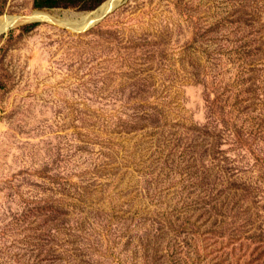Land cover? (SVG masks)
<instances>
[{
	"label": "rangeland",
	"instance_id": "1",
	"mask_svg": "<svg viewBox=\"0 0 264 264\" xmlns=\"http://www.w3.org/2000/svg\"><path fill=\"white\" fill-rule=\"evenodd\" d=\"M104 1L0 0V264H264V0Z\"/></svg>",
	"mask_w": 264,
	"mask_h": 264
},
{
	"label": "water",
	"instance_id": "2",
	"mask_svg": "<svg viewBox=\"0 0 264 264\" xmlns=\"http://www.w3.org/2000/svg\"><path fill=\"white\" fill-rule=\"evenodd\" d=\"M117 0H114L111 8L108 11H104L101 13H96L98 11V9L101 7L100 4L99 6H97L96 8H94L93 10H90L89 12H93L94 15L90 16H83L81 17L80 15H83L84 13H86V11H78V10H71L69 12L68 15H66L65 17H67V19L64 21L65 23H67L70 27L76 29V30H85L87 27H89L91 24L101 20L103 18V16L105 17V15L114 7V5L117 3ZM10 20L11 21H15L16 18L13 16H10ZM2 25V19L0 16V35L6 31L5 29L1 28Z\"/></svg>",
	"mask_w": 264,
	"mask_h": 264
},
{
	"label": "trees",
	"instance_id": "3",
	"mask_svg": "<svg viewBox=\"0 0 264 264\" xmlns=\"http://www.w3.org/2000/svg\"><path fill=\"white\" fill-rule=\"evenodd\" d=\"M100 0H34L36 7L77 6L81 8L93 7Z\"/></svg>",
	"mask_w": 264,
	"mask_h": 264
},
{
	"label": "bare ground",
	"instance_id": "4",
	"mask_svg": "<svg viewBox=\"0 0 264 264\" xmlns=\"http://www.w3.org/2000/svg\"><path fill=\"white\" fill-rule=\"evenodd\" d=\"M113 1L114 0H106V1H104L103 4L101 5V7L98 9V11L96 13H101V12H104V11H108L111 8V5H112ZM87 15L93 16L94 13L93 12H87L86 14L81 15V17H83V16L85 17ZM34 17L45 18L46 15L44 13H42V12H36L34 14ZM1 19H2L1 28L2 29H5V30H7L8 28H10L13 25V23L15 22V21H11L10 20V16L9 15H2L1 16Z\"/></svg>",
	"mask_w": 264,
	"mask_h": 264
}]
</instances>
